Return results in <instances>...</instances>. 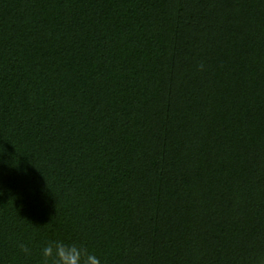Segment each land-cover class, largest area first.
Returning <instances> with one entry per match:
<instances>
[{"label": "trees", "instance_id": "1", "mask_svg": "<svg viewBox=\"0 0 264 264\" xmlns=\"http://www.w3.org/2000/svg\"><path fill=\"white\" fill-rule=\"evenodd\" d=\"M49 241L264 264V0H0V264Z\"/></svg>", "mask_w": 264, "mask_h": 264}, {"label": "clouds", "instance_id": "2", "mask_svg": "<svg viewBox=\"0 0 264 264\" xmlns=\"http://www.w3.org/2000/svg\"><path fill=\"white\" fill-rule=\"evenodd\" d=\"M20 252L29 258L32 250L20 245ZM42 264H101V260L87 249L76 244H64L60 241H49L41 249Z\"/></svg>", "mask_w": 264, "mask_h": 264}]
</instances>
